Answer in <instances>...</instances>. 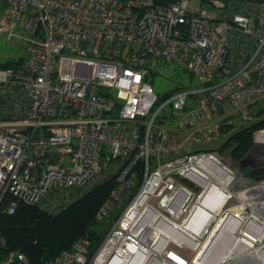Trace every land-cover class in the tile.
I'll list each match as a JSON object with an SVG mask.
<instances>
[{"label":"built area","instance_id":"built-area-1","mask_svg":"<svg viewBox=\"0 0 264 264\" xmlns=\"http://www.w3.org/2000/svg\"><path fill=\"white\" fill-rule=\"evenodd\" d=\"M1 34L24 53L0 66V210L115 182L95 249L45 264H264V177L183 149L264 103V0H0ZM169 66L188 82L160 99L148 77Z\"/></svg>","mask_w":264,"mask_h":264},{"label":"trees","instance_id":"trees-1","mask_svg":"<svg viewBox=\"0 0 264 264\" xmlns=\"http://www.w3.org/2000/svg\"><path fill=\"white\" fill-rule=\"evenodd\" d=\"M21 59L22 56L16 61L7 60L0 66H11ZM248 123L220 146L221 150L230 147V155L235 160L244 156L252 146L249 128H264V119ZM251 174L257 179L264 177V167L251 170ZM114 185V180L106 177L91 189L78 191L68 205L56 212L21 202L12 213L0 210V261L4 254L20 251L31 264H45L82 236L88 237L89 249L93 251L107 229V225L95 220V213Z\"/></svg>","mask_w":264,"mask_h":264},{"label":"rangeland","instance_id":"rangeland-1","mask_svg":"<svg viewBox=\"0 0 264 264\" xmlns=\"http://www.w3.org/2000/svg\"><path fill=\"white\" fill-rule=\"evenodd\" d=\"M4 1L5 0H2V3H4ZM23 53H24V48H23L22 39L16 37L9 38L5 34L0 35V64L6 63L7 60L16 61L23 55ZM152 72L153 74H149L148 80L151 83L154 92L160 97V99H163L172 91H175L181 87L186 86L188 82V80L181 73V71L173 69L171 68V66H169L166 71L161 73L158 68H156L155 70L153 69ZM250 111H251L250 115L252 116L251 120L243 121L242 123L238 121H234L235 122L234 124L233 123L226 124L225 122H222L220 126V136H218L217 138H213L210 141H205L206 138L205 136L202 135V133L201 134L196 133L193 135L195 136L194 139H191V141L185 143L183 149L195 150V149L215 148L222 156L226 157L228 160L232 161L233 163L238 164L241 172L248 175L252 180L257 179V176L251 174V170H256V169H252L249 165L241 166V164H239V161L246 156H248L247 157L248 160L260 159V158L256 159L255 154L258 153L260 150H264V145H262L264 142L259 140L261 137L264 136V128H260V127L249 128L248 131L249 132L251 131V135H252V146L245 153V155L242 156L239 160H235L231 157L230 147L224 148L222 150L220 148V146L224 143V141L227 140V138H229L232 134H234L238 130H241L242 128L246 127L249 124L248 122L264 119V103L259 104L256 107L254 106L253 108L250 109ZM166 114H169V111H166ZM180 116L181 114H177V113L171 115V117L174 118V120L179 119ZM7 255L8 253L4 254L1 261H3Z\"/></svg>","mask_w":264,"mask_h":264},{"label":"water","instance_id":"water-1","mask_svg":"<svg viewBox=\"0 0 264 264\" xmlns=\"http://www.w3.org/2000/svg\"><path fill=\"white\" fill-rule=\"evenodd\" d=\"M247 157L248 156L244 157L239 161V164H241V166L249 165L252 169H258L264 165V158L259 160H253V159L248 160Z\"/></svg>","mask_w":264,"mask_h":264},{"label":"bare ground","instance_id":"bare-ground-1","mask_svg":"<svg viewBox=\"0 0 264 264\" xmlns=\"http://www.w3.org/2000/svg\"><path fill=\"white\" fill-rule=\"evenodd\" d=\"M218 198H210V199H208L207 201H206V203L208 204V205H214V204H216L217 202H218V200H217Z\"/></svg>","mask_w":264,"mask_h":264}]
</instances>
